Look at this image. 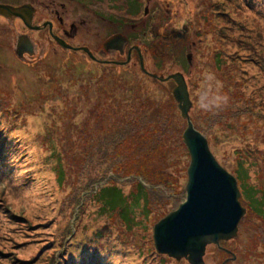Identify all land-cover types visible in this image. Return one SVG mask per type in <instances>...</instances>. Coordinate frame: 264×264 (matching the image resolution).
I'll use <instances>...</instances> for the list:
<instances>
[{
  "label": "rangeland",
  "instance_id": "374dc122",
  "mask_svg": "<svg viewBox=\"0 0 264 264\" xmlns=\"http://www.w3.org/2000/svg\"><path fill=\"white\" fill-rule=\"evenodd\" d=\"M127 3L99 4L113 18L83 13L72 44L101 48L121 33L148 73L183 75L190 121L211 154L234 178L239 164L246 171L236 180L245 211L237 236L207 245L204 264H264V210H250L242 195L246 185L264 193V0ZM14 36L0 18V264H188L158 254L153 240L185 200L190 158L174 82L144 74L137 51L108 65L64 54L40 33L30 36L48 54L26 65ZM104 186L124 202L111 208L117 194L103 198ZM15 248L7 261L2 249Z\"/></svg>",
  "mask_w": 264,
  "mask_h": 264
},
{
  "label": "water",
  "instance_id": "95a60500",
  "mask_svg": "<svg viewBox=\"0 0 264 264\" xmlns=\"http://www.w3.org/2000/svg\"><path fill=\"white\" fill-rule=\"evenodd\" d=\"M0 12L16 14L12 8L3 6H0ZM122 39L126 41L121 35L111 36L103 43L104 50L117 46ZM61 48L72 49L67 45H61ZM82 50L87 52L86 49ZM136 51L141 71L148 74L139 51ZM130 52L131 50L127 53L126 62L130 59ZM24 53L31 54L32 47L28 40H19L14 54L21 59ZM148 75L160 82H174L171 94L181 118L186 121L182 140L190 158L186 172L185 200L155 225L154 247L158 254L176 261L204 264L203 256L207 245H218L220 241L226 242L237 236L238 224L245 212L238 201L240 193L235 178L217 163L206 138L190 121L191 102L183 75Z\"/></svg>",
  "mask_w": 264,
  "mask_h": 264
},
{
  "label": "flooded vegetation",
  "instance_id": "af4514ba",
  "mask_svg": "<svg viewBox=\"0 0 264 264\" xmlns=\"http://www.w3.org/2000/svg\"><path fill=\"white\" fill-rule=\"evenodd\" d=\"M105 1L110 2L113 0H0V6L12 8L16 12L15 15L0 12V18L4 24L8 25V28L12 29L15 35L14 45L18 40H28L30 42L32 53L24 54V59L22 60L26 65H30L34 60L44 57V48L43 46L40 47L38 43L36 44L38 39L34 40L30 36L32 33H40L43 38L45 37L44 41L47 44L56 46L61 50H63L61 45H68L78 49L76 52L64 49V54L71 52L80 53L82 59L93 62H106L109 65L111 62H116L110 59L113 55L127 56V51L131 48L126 49L129 43L127 36L115 33L120 34L127 40L124 41L122 39L117 46L108 48V50L103 49V43L107 38L115 34L108 35L103 40L101 48L98 42L95 43L94 48L90 47L91 45L72 44V40L78 34L79 29L85 24L86 20L82 18L83 13L85 14L84 18L92 17L94 19L113 18L116 15L114 14V10L99 6L101 2ZM124 5L129 7L127 0H124ZM69 17L72 18L71 21H69ZM111 23L113 22L109 21V24ZM122 24L125 26L130 25L128 22H123ZM83 48L88 51L90 57L82 50ZM133 54L136 55V51L131 49L130 61ZM95 55L100 56L101 59H98ZM28 56L29 58H27Z\"/></svg>",
  "mask_w": 264,
  "mask_h": 264
},
{
  "label": "trees",
  "instance_id": "16d2710c",
  "mask_svg": "<svg viewBox=\"0 0 264 264\" xmlns=\"http://www.w3.org/2000/svg\"><path fill=\"white\" fill-rule=\"evenodd\" d=\"M246 109H249V108H246ZM246 109H245L244 114L250 113L252 111V110H249L250 112H248V111H246ZM136 112L138 113V111H136ZM143 114L144 115H140L139 116V119L145 117L144 120L142 121V123H144L143 129H145V131H147V130H150L152 127H147L148 126V119H147V116H146L147 113L145 111H143ZM241 115H242V111H241ZM241 115L240 116L238 115L237 119H239L241 117ZM134 123H135V125L132 126L131 128H133V127H135L137 125L136 122H134ZM238 123H240V122H238ZM192 124H193L194 128L197 131H199L201 134H203L200 128H198L193 122H192ZM124 133H125V131H123V134ZM121 141H123V137H122ZM131 141H133V140H131ZM133 142H135V141H133ZM239 167L241 169V173L238 172L237 176H235V178H236L237 181L241 182L242 179L246 178V171L244 169V166H241L239 164ZM57 178H58L59 182L62 181V173L61 172H59ZM138 185H139L140 190L146 191V188L144 186H142L140 183H138ZM115 188H117V187L116 186H111V187L104 186L102 188V190H100L101 196L103 198L107 197V198L112 199L113 198L112 194H115V193L117 194V197H114V199L112 201H107L106 202L111 208L117 207L121 203L124 202V199H123V197L121 195V192L119 191L120 189L117 188V191H116ZM106 194H108V195H106ZM242 195L247 199V202H248L250 210L257 211V212H262L264 210V193H263V191L260 192L259 190L254 189L253 187H250V186L246 185V188L243 191ZM20 249H21V247L18 250H20ZM2 250H3V252H5V253H3V255L6 256V260L7 261H9V260H10V262H14L15 261V259H13V257H14L13 253L15 252V250H17L16 248L15 249H10V250L9 249H2ZM12 250H14V251L11 252ZM16 253L19 254L20 252L16 251Z\"/></svg>",
  "mask_w": 264,
  "mask_h": 264
},
{
  "label": "bare ground",
  "instance_id": "6f19581e",
  "mask_svg": "<svg viewBox=\"0 0 264 264\" xmlns=\"http://www.w3.org/2000/svg\"><path fill=\"white\" fill-rule=\"evenodd\" d=\"M48 50L49 49H47V48H44V57H43V59L47 56V54H48ZM31 65V64H30ZM131 262H132V259L131 258H127V259H125V261L123 262L124 264H131Z\"/></svg>",
  "mask_w": 264,
  "mask_h": 264
},
{
  "label": "clouds",
  "instance_id": "9594fccd",
  "mask_svg": "<svg viewBox=\"0 0 264 264\" xmlns=\"http://www.w3.org/2000/svg\"><path fill=\"white\" fill-rule=\"evenodd\" d=\"M114 264H123V262H122V261H120L119 259H115V262H114Z\"/></svg>",
  "mask_w": 264,
  "mask_h": 264
}]
</instances>
